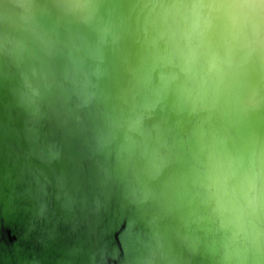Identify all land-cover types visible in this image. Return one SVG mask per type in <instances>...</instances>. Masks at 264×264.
<instances>
[{
    "label": "water",
    "instance_id": "obj_1",
    "mask_svg": "<svg viewBox=\"0 0 264 264\" xmlns=\"http://www.w3.org/2000/svg\"><path fill=\"white\" fill-rule=\"evenodd\" d=\"M0 264H264V0H0Z\"/></svg>",
    "mask_w": 264,
    "mask_h": 264
}]
</instances>
